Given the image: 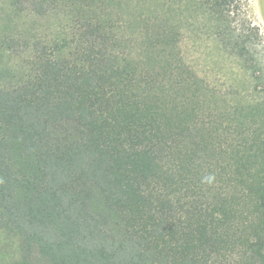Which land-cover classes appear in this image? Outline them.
<instances>
[{"label": "trees", "instance_id": "16d2710c", "mask_svg": "<svg viewBox=\"0 0 264 264\" xmlns=\"http://www.w3.org/2000/svg\"><path fill=\"white\" fill-rule=\"evenodd\" d=\"M10 3L56 19L5 41L25 55L0 69L12 264H264V46L236 0Z\"/></svg>", "mask_w": 264, "mask_h": 264}, {"label": "rangeland", "instance_id": "374dc122", "mask_svg": "<svg viewBox=\"0 0 264 264\" xmlns=\"http://www.w3.org/2000/svg\"><path fill=\"white\" fill-rule=\"evenodd\" d=\"M238 7V24L250 23L251 26L258 30L260 43L264 46V0H236ZM23 11L18 12L19 9L11 5L10 0H0V69L4 68L10 62L13 65L21 66L25 62V55L22 48H15L10 51L6 45V40L19 39L24 41L33 38V36L41 40H49L53 35V23L56 22L55 17L51 20H46L38 16H33L22 8ZM241 22V23H240ZM205 39V38H204ZM185 51L188 55L199 62L202 59L209 47H215L214 41L208 42L209 47L206 48L205 41L199 42L200 48L193 47L192 40H189ZM205 51V54L203 52ZM257 52L260 56L264 54L262 46H258ZM263 57V56H262ZM24 253V246L19 236L7 229L0 228V264H12L16 260H20ZM33 259L36 257L35 250L32 251Z\"/></svg>", "mask_w": 264, "mask_h": 264}, {"label": "clouds", "instance_id": "9594fccd", "mask_svg": "<svg viewBox=\"0 0 264 264\" xmlns=\"http://www.w3.org/2000/svg\"><path fill=\"white\" fill-rule=\"evenodd\" d=\"M209 179H211V178H209Z\"/></svg>", "mask_w": 264, "mask_h": 264}]
</instances>
